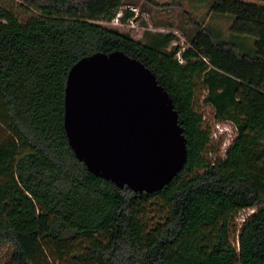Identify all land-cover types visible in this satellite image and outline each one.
<instances>
[{
    "label": "trees",
    "instance_id": "1",
    "mask_svg": "<svg viewBox=\"0 0 264 264\" xmlns=\"http://www.w3.org/2000/svg\"><path fill=\"white\" fill-rule=\"evenodd\" d=\"M140 2L0 0V92L11 131L0 142V247L8 249L0 264H51L49 246L80 242L109 245L101 264H264V0H189L204 15L169 26L184 37V49L173 45L174 31H144L135 40L102 25L121 10L125 23L134 15L128 7L142 14ZM222 21L229 23L225 30ZM202 41L254 73L252 105L260 112L252 125L239 113L240 79L213 67L210 55L198 51ZM113 52L155 75L186 140L181 170L151 194L118 189L89 173L65 135L70 69ZM198 86L206 94L202 103L235 129L222 157L195 107ZM25 203L30 210L22 212ZM245 210L254 213L234 245V222Z\"/></svg>",
    "mask_w": 264,
    "mask_h": 264
},
{
    "label": "water",
    "instance_id": "2",
    "mask_svg": "<svg viewBox=\"0 0 264 264\" xmlns=\"http://www.w3.org/2000/svg\"><path fill=\"white\" fill-rule=\"evenodd\" d=\"M63 126L76 159L95 177L154 193L186 162V140L155 75L121 52L96 53L69 71Z\"/></svg>",
    "mask_w": 264,
    "mask_h": 264
},
{
    "label": "rangeland",
    "instance_id": "3",
    "mask_svg": "<svg viewBox=\"0 0 264 264\" xmlns=\"http://www.w3.org/2000/svg\"><path fill=\"white\" fill-rule=\"evenodd\" d=\"M14 6L19 5L24 0H11ZM139 6H143L142 14L139 15L140 20L137 21L135 28H118V30L128 33L133 39L139 40L142 37L144 31L151 32H170L174 33L179 37V41L173 43V45H179L183 49L185 48V40L180 32L175 31L174 28L169 27L176 26L180 22L187 20L188 16H193L195 19L201 18L204 15V10L198 8L193 9V5L196 3H191L189 0H140ZM196 1V0H195ZM13 10L16 12L21 21L26 19V15L18 11L15 7ZM103 26L113 27L109 24L102 23ZM229 25L228 22H219L223 30ZM200 53L208 54L210 57L211 65L213 67L219 68L221 71L226 72L241 81V88L237 94V101L240 108V116L244 117L249 125H252L259 115V109L252 105V98L254 96V89L252 87L254 80V73L252 71H246V69L235 66L233 62L224 56H220L211 50L208 44L204 41L201 42L199 46ZM199 91L197 92L195 99V107L203 116V126L209 129L211 132V146L212 149L218 150L217 145L222 141L223 134L228 133L231 130V124L224 121H218L215 118V111L209 107L205 106L202 102L205 98V92L202 91L201 86H198ZM11 136V131L9 129V119L8 114L1 96L0 92V142L6 137ZM208 154L209 158H215L213 150H210ZM218 157L223 155L218 154ZM24 210H30V205L24 204ZM11 207L4 208L1 212L3 217L8 215L11 211ZM13 210V209H12ZM16 211V210H15ZM21 212V210L19 211ZM254 210L242 211L237 219L235 220V226L231 233V241L234 245H237V235L238 229L242 221L253 214ZM22 232L29 233L30 229L28 226L21 228ZM88 243H56L49 246L47 252L50 258L51 264H101V254L108 248V244H98L96 246H88ZM8 254L7 247H0V263L4 261Z\"/></svg>",
    "mask_w": 264,
    "mask_h": 264
},
{
    "label": "built area",
    "instance_id": "4",
    "mask_svg": "<svg viewBox=\"0 0 264 264\" xmlns=\"http://www.w3.org/2000/svg\"><path fill=\"white\" fill-rule=\"evenodd\" d=\"M125 10L131 11L134 14L133 17L128 19L125 23L121 22V17H122V14H123V12H122L123 10H121L116 15V17L108 24L110 26H113V27L117 28V29L118 28H135L136 23H137L136 18L139 16L138 9H133L131 7H128V8H125ZM177 58L178 59L180 58L179 54L177 55ZM234 135H235V129L231 125V130L228 133L223 134L222 141H221V143L219 145V154L220 155H224L225 150L230 145Z\"/></svg>",
    "mask_w": 264,
    "mask_h": 264
}]
</instances>
